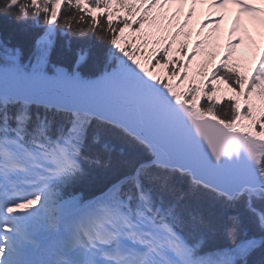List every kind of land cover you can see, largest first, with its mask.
Masks as SVG:
<instances>
[{
  "label": "snow or ice",
  "instance_id": "1",
  "mask_svg": "<svg viewBox=\"0 0 264 264\" xmlns=\"http://www.w3.org/2000/svg\"><path fill=\"white\" fill-rule=\"evenodd\" d=\"M0 14L35 29L26 46L0 38V264H264V47L247 70L236 56L245 18L264 34V0ZM60 36L78 39L70 54Z\"/></svg>",
  "mask_w": 264,
  "mask_h": 264
},
{
  "label": "trees",
  "instance_id": "2",
  "mask_svg": "<svg viewBox=\"0 0 264 264\" xmlns=\"http://www.w3.org/2000/svg\"><path fill=\"white\" fill-rule=\"evenodd\" d=\"M35 29L31 22L21 23L8 15L0 14V37L9 41L10 44H19L26 46ZM75 37L68 38L60 36L57 39V52L59 55L70 54L78 43ZM100 180L103 177L98 178Z\"/></svg>",
  "mask_w": 264,
  "mask_h": 264
}]
</instances>
